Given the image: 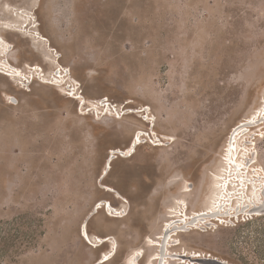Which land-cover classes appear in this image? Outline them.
<instances>
[{"label":"rangeland","instance_id":"rangeland-1","mask_svg":"<svg viewBox=\"0 0 264 264\" xmlns=\"http://www.w3.org/2000/svg\"><path fill=\"white\" fill-rule=\"evenodd\" d=\"M35 21L85 105L41 44L4 25ZM0 31L26 75L23 84L0 73V264H95L109 245L83 240L85 218L91 234L119 242L107 264H132L143 249L149 264L166 221L188 209L198 230L167 235L182 256L168 257L171 264H264L263 122L239 149L245 158L256 153L250 184L229 185L235 207L217 208L226 176L236 174L227 153L234 129L264 118V0H0ZM37 65L44 72L33 77ZM139 133L133 157L109 156ZM107 158L112 168L101 181ZM240 191L249 202L236 201ZM100 200L129 214H90ZM202 210L218 215L194 218Z\"/></svg>","mask_w":264,"mask_h":264},{"label":"bare ground","instance_id":"bare-ground-1","mask_svg":"<svg viewBox=\"0 0 264 264\" xmlns=\"http://www.w3.org/2000/svg\"><path fill=\"white\" fill-rule=\"evenodd\" d=\"M18 17H19V15H18ZM4 25H5V29L10 30V31H14V32H17V33H22L26 37H31L32 40L35 43L41 44L44 47V51L48 55L49 60H51L55 65H57V75H59V78L63 79V83H65V84H67L69 86V89L72 91V95H73L72 97L75 98V100H77V102H79L81 104V106L85 105V102L87 101V99L83 95V91L78 87L80 84H79V82L77 80L74 79V77L72 75V71L69 70V69L64 68V66H62L59 61L56 64V61H54L52 58H50L51 52H54L56 50L52 47L51 41L42 34V32L40 31L36 21H35L34 24L30 23V24L23 25L21 27V29L13 28L9 24H4ZM24 27H25V30H23ZM12 47L13 46L10 44V42L3 36V34L0 31V73L5 75L6 77H8L10 80L21 81V83L24 84V82H22V80H23V78H26V75L24 74L23 70L20 69V68H16V67H14L11 64L10 54L12 53ZM40 71L44 72L43 68H41L38 65L34 66V67H31L30 68V75H32L34 77L35 73H38ZM53 75L56 78V74L54 73ZM14 100L16 101L17 104H19V102H17L16 99H14ZM105 100L109 101V99H105ZM102 103H104V102H102ZM144 110H145V114L142 117H144L145 119L148 118V120L150 121L151 118L149 119V117L145 116L147 114L146 110H149V109L148 108H144ZM137 112H141V110L137 111ZM260 115H261V113H260ZM150 117H151V115H150ZM256 119L255 118L252 119V117H249V118H247L245 120H242L236 126V128L234 129V132L232 134L231 140L229 142V150H228L227 153H228V157H229L230 169L233 172H235L236 174L230 173V175L226 176L225 183L223 184V191H224L223 193H225V195H222L221 192L218 193V196H219L218 198L221 199L222 202L224 203L223 206H221V207L218 206L217 207L220 211L222 210V208L224 209V208L228 207L229 210H232V207H235L234 203H232V200L230 199V194L228 192V189L230 188L229 185L232 184V187L239 186L238 188L240 189V187H244V186L246 187V185L250 184L249 181L246 179V177L248 176V171L247 170H248L250 161L252 160L253 157L255 158V154L256 153H254V155L250 154L249 157L245 158V156L242 155L241 152L246 150L249 147V145H251V143L253 142V137L255 136V134L254 135L252 134V136L248 135V133L251 132L252 127L253 126L254 127L258 126L262 122L264 124V121H262L264 118L261 117V120H260L261 122L258 121V123H256V121H255L253 123V121L256 120ZM246 137H247V139L244 140ZM248 138H250V140ZM239 140H242V141L239 142ZM140 141H141V133L133 136V140L131 141V144H130V146L127 149H124V150H122V149L112 150V151L109 152V156H113V160L115 158H117V157H123V158L124 157H126V158L133 157L136 154V152H137V148L139 146ZM239 149L241 150L240 153H239ZM250 157H252V158H250ZM108 158H107V161H106V167H105V170H104V174H102V175H104L102 180L105 179V177L107 176L108 172L112 168L111 164H112L113 160H112V158L111 159H108ZM244 159H246V160H244ZM235 164H239V166L236 167ZM256 182H257V179H255L254 182L251 183L252 187L254 188V190H252L254 194H256L257 191H260L261 188H262V185L261 184H257ZM103 188L107 192H109L111 194H114V195H117L119 197V199L121 201H123L124 203L127 202V200L113 186L104 185ZM221 189H219V191ZM237 191L238 190H236V192ZM190 193H192V192H190ZM205 193H206L205 191H202V193H200V194H201V196L208 195L207 193L206 194ZM253 193H251V195ZM239 194H240V196L237 197L236 201H238L239 203H242V202H245V201L249 202L248 201L249 198L246 199V200H244L242 198L241 191H240ZM259 195H260L259 193L256 194V197L259 200L263 199L262 196L260 197ZM247 197H249V196H247ZM207 198H209V197H207ZM234 199H235V197H234ZM209 200H210V198H209ZM170 201H172L171 200V196L168 195V197L166 199L167 206L170 205ZM209 203H211V202L209 201ZM207 208L210 209L209 207H207ZM95 209H97V212L99 210H104L106 214L108 212H111V216L110 217H112L114 219H121V218L126 217L129 214V211H127V210H125L124 214H122V211L119 212V209H116L113 206V204L110 201H107V200H100L99 202H97L95 204L94 211H95ZM257 209L258 208L255 207V209L252 210V212L257 211ZM188 210H187V212L185 214H184V211L181 210V211H179L180 214H178L177 216H171V217H169L170 219H168L166 221L167 224L165 226H163L164 228H163L162 233L160 235V236H162L163 233H164V230L166 229L167 231H166V234L164 236V239L163 240L159 239L158 240L159 243H156L153 246L150 244V247H155L157 249L156 250L157 253H155V254L153 253L154 255L152 256L151 261L150 262L148 261L149 264H157L158 262H159V264H171L169 262V260H168V257H176V258H178V259L172 258V260L173 259L182 260V256L178 255L177 252L172 249V248L177 247V246L180 245V244L176 243L178 241H170L169 240V243H167L166 238L168 237L167 235L170 234V233L172 234V239H175L178 236V234H180L182 232H193V231L198 230V227L195 226L197 220L196 221L195 220L189 221L190 220V215L188 214ZM234 210H236V209H234ZM202 211L203 212L197 213L194 218L198 217V219L202 218L201 220H204V219L205 220H209L211 217H216V215H218V214L210 215L209 211L208 212L206 210H202ZM229 212H225L223 214L230 215ZM90 214H92V213H90ZM237 214H238V211L236 212V215ZM177 218H179V219L177 220ZM213 220L214 219H212V221ZM184 222L187 225V227H183ZM211 224H213V223H211ZM88 226L89 225L87 224V219L85 218V220L82 222V224L80 226V235H81V237L83 238L84 241H86L89 245H91L95 249L101 248V247H103L106 244L109 245L108 251L104 252L100 256V258L98 259V261L95 264H107V263H109L110 261H112L115 258V256L117 255V253L119 251V246L120 245H119V242H118L117 238L114 237V236L100 237V236H97V235H93V234L90 233V231L88 229ZM182 228H184V229L187 228V229H185L186 230L185 231V230H182ZM147 244H148V242H147ZM160 248H161V254L159 253V249ZM164 251L166 253L165 256H164ZM179 257H181V259ZM145 258H146V252L143 249V250L139 251L136 255L133 256L132 264H146V263H141V261L144 260ZM200 259H203V257L202 258H195V261L196 260L200 261ZM193 261L194 260H192V262ZM219 261H220L219 264H225V263L231 264L227 260L219 259ZM201 262H204V261H201ZM201 262H199V263L201 264ZM186 263H187V261H186Z\"/></svg>","mask_w":264,"mask_h":264},{"label":"water","instance_id":"water-1","mask_svg":"<svg viewBox=\"0 0 264 264\" xmlns=\"http://www.w3.org/2000/svg\"><path fill=\"white\" fill-rule=\"evenodd\" d=\"M103 176H104V175H102L101 180H102ZM96 211H97V209H95V211H93L92 215L95 214ZM92 215H91V216H92Z\"/></svg>","mask_w":264,"mask_h":264},{"label":"built area","instance_id":"built-area-1","mask_svg":"<svg viewBox=\"0 0 264 264\" xmlns=\"http://www.w3.org/2000/svg\"><path fill=\"white\" fill-rule=\"evenodd\" d=\"M104 103H105V102H104ZM104 103H103V104H104ZM108 105H109V104H108Z\"/></svg>","mask_w":264,"mask_h":264}]
</instances>
